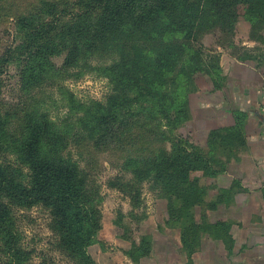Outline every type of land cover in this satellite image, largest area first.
<instances>
[{
    "label": "trees",
    "instance_id": "16d2710c",
    "mask_svg": "<svg viewBox=\"0 0 264 264\" xmlns=\"http://www.w3.org/2000/svg\"><path fill=\"white\" fill-rule=\"evenodd\" d=\"M240 20L249 23L252 40L264 42V0H0V30L8 22L21 29L23 76L32 88L43 86L52 58L61 55L63 70L103 56L91 69L110 85L103 101L88 103L62 88L61 118H52L36 96L29 97V110L13 105V111L0 98L1 264H27L14 209L33 205L49 210L56 248L91 264L87 248L101 229L102 202L85 159L94 152L122 158L123 170L151 183L181 222L185 248L207 236L231 251L230 223L210 222L204 213L196 219L195 210H215L222 202L220 195L208 200L199 182L224 173L246 150L248 114L234 107L232 123L209 130L204 146L175 130L189 119L188 96L198 75L222 87L217 57L191 41L215 31L231 35ZM9 54L0 46V67ZM237 58L250 61L246 54ZM7 154L23 164L26 179L14 174ZM132 192L131 204L138 203L141 195ZM226 193L228 201L233 188ZM147 239L131 251L134 260L149 254Z\"/></svg>",
    "mask_w": 264,
    "mask_h": 264
},
{
    "label": "rangeland",
    "instance_id": "374dc122",
    "mask_svg": "<svg viewBox=\"0 0 264 264\" xmlns=\"http://www.w3.org/2000/svg\"><path fill=\"white\" fill-rule=\"evenodd\" d=\"M21 33L14 22L4 24L0 30L1 51L10 50L0 67V98L6 111H13V105L18 106L16 110H29V97L36 96L52 118H61L66 111L64 102L59 101L62 88L84 103L103 101L109 94L108 79L91 69V65L105 62L103 56L98 55L93 60L88 59V64L83 63L79 70H63L64 56H55L52 58L53 69L43 75V86L32 88L29 79L23 76L26 52L19 47ZM249 33V23L240 20L231 35L224 36L215 31L191 41L193 47H200L206 56L217 57L222 87L215 88L205 75L196 77V91L188 96L189 119L176 126V134L188 135L194 144L204 146L209 130L232 123L234 107L240 109L253 103L252 90L264 85V42L252 40ZM245 49L253 51L245 53ZM236 52L248 55L250 61L239 60ZM234 59L242 64H236ZM250 66L256 69L252 70ZM235 88H238L236 94ZM245 92L250 98L243 102L240 95ZM253 130V125L247 123L246 132L253 136ZM143 143L148 146V139L145 138ZM6 158L12 163L14 174L26 179L28 173L23 164L17 163L11 154ZM85 159L102 201L101 229L96 233L95 243L87 248L91 264H264V213L255 212L260 205L250 203L246 194H239L233 198L234 202L225 204L229 176L200 179V186L207 189V199L220 195L222 202L215 210H209L207 205L197 207L195 217L201 220L204 213L210 222L233 223L230 235L236 243L234 252L228 251L229 244L207 236L197 247L187 249L182 242L181 222L174 212L169 214L166 200L152 188L151 183L140 182L139 176L123 170L122 158L94 152L86 155ZM131 189L141 195L138 203L131 204L127 195ZM14 213L20 242L28 256L27 264H83L79 260H71L56 248V236L51 229L47 208L40 205L29 208L16 206ZM257 215L262 220H258ZM144 237L148 238L149 254L134 260L131 251ZM189 243L192 245L191 240Z\"/></svg>",
    "mask_w": 264,
    "mask_h": 264
},
{
    "label": "crops",
    "instance_id": "0c3cea01",
    "mask_svg": "<svg viewBox=\"0 0 264 264\" xmlns=\"http://www.w3.org/2000/svg\"><path fill=\"white\" fill-rule=\"evenodd\" d=\"M246 50L249 52L253 51L252 49ZM235 62L236 64H242L237 60H235ZM250 67L252 70L256 69L254 66ZM252 91L254 92V94L251 93L253 103L251 102L247 106H242L240 109L248 114L247 123L253 125L255 134L251 136L252 134L246 132V150L241 153L238 160L229 163L225 172L216 178L224 174L230 177V185L227 189L229 190L233 187V195L230 200H225V204L234 202L235 199L233 200V198L239 194H246L248 197L247 200L250 203L253 205H260L259 210L256 208L255 212L262 214L264 213V85ZM236 93H238V88H235V94ZM240 96H242L241 99L243 102L250 98V96H247L246 92L242 93ZM247 200L246 202H248ZM257 219L262 220L261 216L258 215ZM230 225L233 227V223H230ZM233 240L234 245L231 248V252H234L236 244L234 237Z\"/></svg>",
    "mask_w": 264,
    "mask_h": 264
}]
</instances>
